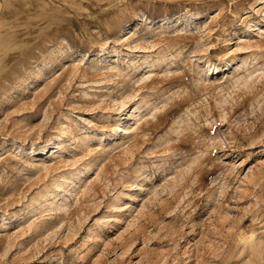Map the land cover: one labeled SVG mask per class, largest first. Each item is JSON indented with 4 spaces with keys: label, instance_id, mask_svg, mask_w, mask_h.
<instances>
[{
    "label": "rangeland",
    "instance_id": "obj_1",
    "mask_svg": "<svg viewBox=\"0 0 264 264\" xmlns=\"http://www.w3.org/2000/svg\"><path fill=\"white\" fill-rule=\"evenodd\" d=\"M60 10L0 67V264H264V0Z\"/></svg>",
    "mask_w": 264,
    "mask_h": 264
},
{
    "label": "bare ground",
    "instance_id": "obj_2",
    "mask_svg": "<svg viewBox=\"0 0 264 264\" xmlns=\"http://www.w3.org/2000/svg\"><path fill=\"white\" fill-rule=\"evenodd\" d=\"M71 1L74 4L83 6L87 0ZM63 2L65 0H0V67L4 68L3 77H6L9 73L6 74L5 71L9 62L7 58L17 49L16 44L12 40H26L29 36L32 37L33 35H40L46 32L47 34H52V26L55 23V18L59 17L60 6ZM22 20L25 21L23 27L30 26V30L26 31L24 28L18 29L19 26H22ZM36 40H39V38ZM245 40L246 38H242V42ZM2 56L5 58H2ZM133 118L136 123L129 128H124L125 133L131 132L130 129H134L143 116L139 112H134ZM149 124L150 122H146L138 129L141 128L143 131L148 130ZM252 238V236L244 237L243 240L245 243H250L252 242ZM258 250L260 249L258 248Z\"/></svg>",
    "mask_w": 264,
    "mask_h": 264
}]
</instances>
